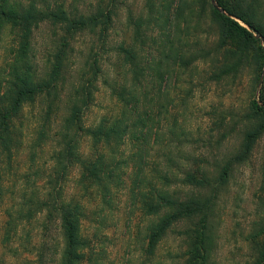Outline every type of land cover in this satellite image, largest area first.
<instances>
[{"label":"rangeland","instance_id":"obj_1","mask_svg":"<svg viewBox=\"0 0 264 264\" xmlns=\"http://www.w3.org/2000/svg\"><path fill=\"white\" fill-rule=\"evenodd\" d=\"M55 1H64L67 7L73 6L82 13L94 11L98 5L103 9L111 8L115 14L113 29L109 31L104 46L97 35L90 33L76 40L65 74L66 87L61 96L59 117L45 142L38 141L44 106L38 102L25 104L22 122L18 124L17 146L10 163L4 158L0 160V174L3 175L1 190L11 199L10 206L22 202L24 196V199L30 195L36 196L46 188V177L53 172V156L59 142L54 134L60 129L62 118L66 115L67 99L85 72L87 79L91 76V70L87 67L91 63L89 53L99 55L100 72L95 82V100L85 113L87 126L94 125L101 116L112 111L114 103L109 97V84L114 80L116 87L130 83L121 47H135L141 64L146 68L156 69L163 61L162 69L168 73L163 81L154 78L151 70L148 73L152 77L145 83L148 99L152 101V131L156 127L161 137L144 157L149 168H159L163 174L181 177V173L195 169L198 164L216 177L218 168L237 154L247 134L254 132L261 124L256 119L252 122L247 120L253 102L264 111L261 102L264 59L260 53L252 54L238 74L213 78L215 67L222 66L223 51L219 49V32L211 14L216 9L226 15L218 0ZM261 1L264 6V0ZM245 2L251 4L253 0ZM137 25H140L145 37L144 46L139 41L135 42ZM253 34L260 40L264 51L260 35ZM55 39L49 25L35 31L32 56L38 73L44 72ZM13 44V33L6 32L0 49V76L4 72L5 62L11 58ZM182 60L189 64L182 63ZM158 102L165 107V111L161 110L160 118L157 117ZM83 146L87 148L86 143ZM121 152L129 157L135 150L126 146ZM137 166L133 162L121 166L129 178L116 190L111 210L101 211L103 208L98 201L88 205V219L83 225L84 234L93 241L88 256L97 258L98 264H179L184 249L182 225L168 232L153 256L145 252L148 219L137 206H132L130 198ZM263 166L264 130L261 129L246 160L232 166L226 184L218 189L209 264H250L254 259L251 236L262 213ZM76 174H71L65 185L67 196L73 191ZM174 187L182 193L188 191L179 182ZM57 225V221H47L43 215L29 223L24 222L19 228L18 240L12 246L14 249L17 245L15 259L11 258L14 252L4 254L1 248L0 257L3 255L5 259H12L13 264H29L39 255L37 251L43 245L45 249L41 253L47 264H55V251L61 243ZM23 243L29 244V252L24 250Z\"/></svg>","mask_w":264,"mask_h":264},{"label":"trees","instance_id":"obj_2","mask_svg":"<svg viewBox=\"0 0 264 264\" xmlns=\"http://www.w3.org/2000/svg\"><path fill=\"white\" fill-rule=\"evenodd\" d=\"M218 4L226 15L216 9L211 14L219 32V49L223 51L222 66L215 67L213 73L215 79L238 74L252 54L260 53L264 59L260 40L253 34H259L264 42L262 1L253 0L247 4L245 0H218ZM114 17L113 9H103L100 5L90 13H82L78 8L67 7L64 1L0 0V49L6 32L13 33L15 43L12 45L11 58L5 62L4 72L0 76V160L4 158L10 163L17 146L18 124L22 122L26 103L38 102L44 106L38 141L42 143L49 138L48 133L59 117L61 96L66 87L65 74L76 40L90 33L97 35L104 46L109 31L113 29ZM43 25L53 29L56 39L44 72L38 73L32 56L33 39L35 31ZM143 36L140 25H137L134 37L141 46L145 44ZM120 52L125 66H128L130 83L128 86L116 87L114 80L109 84V97L114 103L112 111L101 116L91 126L85 124V113L95 100L97 90L94 88L100 68L99 55L89 53L91 63L87 67L91 70V76L87 79L85 72L67 99L66 115L62 118L60 129L54 134L59 142L53 156V172H49L46 177L44 191L36 196L30 195L27 199L24 196L22 202L10 206L11 199L1 190L3 175L0 174L2 253L16 250L17 245L14 249L12 246L24 222L29 223L43 215L47 221L54 219L58 223L61 243L55 251V264H98L97 258L88 256L93 241L83 232L84 222L88 219V205L98 201L103 208L101 211L111 210L116 192L129 178L121 166L133 162L138 166L133 174L130 198L132 206H137L148 219L145 252L153 256L168 232L182 225L184 249L179 264H209L218 189L226 184L232 166L245 161L250 154L258 134L261 129L264 130V111L253 102L247 120L252 122L256 119L261 124L254 132L247 134L237 154L218 168L216 177H212L206 168L198 164L195 169L181 173V177L163 174L159 168H149L144 159L161 137L156 127L152 131V101L148 99L145 83L152 77L148 71L153 70L154 78L161 81L167 71L162 69L163 61L156 69L144 67L135 47H121ZM182 63L189 64L184 60ZM263 92L261 102L264 104ZM161 110L165 111V107L158 102V118L162 115ZM85 143L87 148L83 146ZM126 146H131L135 153L125 157L121 150ZM75 172L77 177L73 191L67 196L65 185ZM262 177L264 193V166ZM178 182L188 191H177L174 186ZM260 202L262 213L251 236L255 257L250 264H264V194ZM44 229L47 231L46 225ZM27 245L22 244L24 250L29 252ZM42 249L45 246L41 245L37 251L39 255L29 264H47ZM15 257L16 252L12 253L11 258ZM12 259H5L1 255L0 264H13Z\"/></svg>","mask_w":264,"mask_h":264},{"label":"water","instance_id":"obj_3","mask_svg":"<svg viewBox=\"0 0 264 264\" xmlns=\"http://www.w3.org/2000/svg\"><path fill=\"white\" fill-rule=\"evenodd\" d=\"M259 38L262 40V37L261 36H259Z\"/></svg>","mask_w":264,"mask_h":264}]
</instances>
